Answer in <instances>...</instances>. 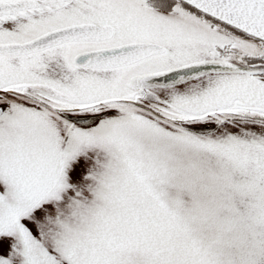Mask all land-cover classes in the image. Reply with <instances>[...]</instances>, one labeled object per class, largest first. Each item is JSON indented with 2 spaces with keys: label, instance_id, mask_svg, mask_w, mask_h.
I'll return each instance as SVG.
<instances>
[{
  "label": "snow or ice",
  "instance_id": "1",
  "mask_svg": "<svg viewBox=\"0 0 264 264\" xmlns=\"http://www.w3.org/2000/svg\"><path fill=\"white\" fill-rule=\"evenodd\" d=\"M0 264H264V0H0Z\"/></svg>",
  "mask_w": 264,
  "mask_h": 264
}]
</instances>
